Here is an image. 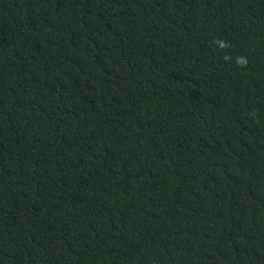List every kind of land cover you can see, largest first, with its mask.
Masks as SVG:
<instances>
[{"label":"trees","instance_id":"16d2710c","mask_svg":"<svg viewBox=\"0 0 264 264\" xmlns=\"http://www.w3.org/2000/svg\"><path fill=\"white\" fill-rule=\"evenodd\" d=\"M0 264H264V0H0Z\"/></svg>","mask_w":264,"mask_h":264}]
</instances>
